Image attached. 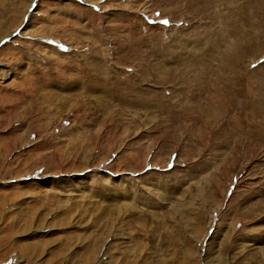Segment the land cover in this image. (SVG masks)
<instances>
[{
	"label": "rangeland",
	"instance_id": "obj_1",
	"mask_svg": "<svg viewBox=\"0 0 264 264\" xmlns=\"http://www.w3.org/2000/svg\"><path fill=\"white\" fill-rule=\"evenodd\" d=\"M0 264H264V0H0Z\"/></svg>",
	"mask_w": 264,
	"mask_h": 264
},
{
	"label": "snow or ice",
	"instance_id": "obj_2",
	"mask_svg": "<svg viewBox=\"0 0 264 264\" xmlns=\"http://www.w3.org/2000/svg\"><path fill=\"white\" fill-rule=\"evenodd\" d=\"M165 23H167V21H165Z\"/></svg>",
	"mask_w": 264,
	"mask_h": 264
}]
</instances>
